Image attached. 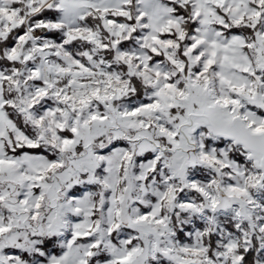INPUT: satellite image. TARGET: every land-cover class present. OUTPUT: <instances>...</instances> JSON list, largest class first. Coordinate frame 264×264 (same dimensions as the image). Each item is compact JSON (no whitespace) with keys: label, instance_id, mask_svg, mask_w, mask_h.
<instances>
[{"label":"snow or ice","instance_id":"snow-or-ice-1","mask_svg":"<svg viewBox=\"0 0 264 264\" xmlns=\"http://www.w3.org/2000/svg\"><path fill=\"white\" fill-rule=\"evenodd\" d=\"M0 264H264V0H0Z\"/></svg>","mask_w":264,"mask_h":264}]
</instances>
